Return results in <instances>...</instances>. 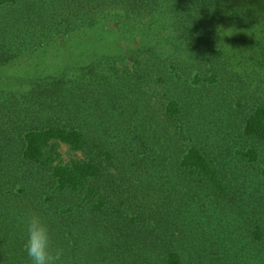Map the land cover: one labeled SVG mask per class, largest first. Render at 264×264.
<instances>
[{"label":"rangeland","instance_id":"1","mask_svg":"<svg viewBox=\"0 0 264 264\" xmlns=\"http://www.w3.org/2000/svg\"><path fill=\"white\" fill-rule=\"evenodd\" d=\"M2 1L0 43L16 45L17 56L0 66V93H29L37 79L61 74L77 88L82 69L92 65L103 79L75 88L83 99L74 97V105L62 102L61 95L54 101L39 97L45 101L37 123L84 132L83 149L54 143L34 162L21 155L19 130L0 134L5 152L0 158L1 264H30L24 249L29 217L49 227L52 249L62 251L58 264H169L172 251L180 264H264V138L244 130L264 105V0L185 4L197 10L191 25L197 26L198 38L186 37L180 25L171 29L175 38L167 35L169 28L159 30L165 43L158 47L167 51L163 61L178 63L182 78L164 85L156 76H146V82L136 78L153 71L147 64L133 67L136 58L145 64L140 36L125 40L106 33L116 29L119 0H88L95 11H105L95 26L83 24L90 16L84 13L91 6H84L86 0ZM220 6L215 33L198 41L212 22L207 10ZM30 18L61 32L43 48H33L35 36L26 33L38 27ZM77 24L83 29L76 33ZM182 35L185 46L178 48L172 41ZM186 47L198 48L203 57L214 52L213 69L203 61L188 68L181 57ZM195 73L201 76L198 83ZM211 75L215 82L208 80ZM106 76L124 81L109 89ZM170 98L182 109L172 123L161 113ZM191 146L215 167L221 192L197 171L180 167ZM81 160L101 167V174L85 184L93 190L52 192L48 165Z\"/></svg>","mask_w":264,"mask_h":264},{"label":"trees","instance_id":"2","mask_svg":"<svg viewBox=\"0 0 264 264\" xmlns=\"http://www.w3.org/2000/svg\"><path fill=\"white\" fill-rule=\"evenodd\" d=\"M5 1L12 0H4L2 2ZM30 2H34V0H30L29 3ZM87 3L91 6L86 8L84 13H89L90 16L83 24L88 26L98 25L94 24V22L98 21L99 23L103 21L105 19V11H95L96 4H91L88 0L85 1L84 6ZM192 3L193 0H119L122 12L117 15L119 21L116 23V29H110V31H106V33H111L120 38L125 37V40L129 38L133 40L136 36H140L142 41L140 46L141 50L139 52L142 54L145 64H139V58H136L133 67L140 65L145 66L147 64L153 67V71L150 74L147 69L144 73L140 74V76L138 74L136 76L137 79L139 78V80L142 79L141 81L146 82V76H156L155 82L163 85L168 80H182L180 76L181 74L178 73V63L171 65L168 62L163 61L162 56H166L167 51L161 50L158 46L161 45V43H165L161 40L165 38H159V35L157 34L161 32L159 30L169 28V30L167 29V31H169L167 35L170 38H175V36L170 33L171 29L180 25L185 27L184 35L186 37H197L195 36L197 26L191 25V17L196 10L195 5L191 6L188 10L185 9V4L192 5ZM215 3H217V1H215ZM84 8L85 7H82L80 13L83 14ZM215 8L213 7L207 10L210 12L209 17L212 19V22L207 25V28L205 29L207 31L203 33L198 41L204 40L207 36L209 37V35L215 33V22L217 21L220 8L222 7ZM180 13L182 14L179 15ZM260 14H264V12H260ZM206 16H208V13ZM235 16V14L231 15L230 19H233ZM13 18H15V15L10 16L8 23H10ZM27 20L31 21L38 27L37 32L34 33H26L23 31L26 34L35 36L33 39V48H43L58 36L59 32H61L54 26H47V22L38 24L36 19L30 18ZM83 24H81V26L77 24V26L73 28L76 33L81 32ZM121 31H123V34H120L122 33ZM184 35L177 36V41H172L179 46L178 48L185 46L184 43L179 40V38H182ZM164 36L166 35H161L160 37ZM206 41L209 42L208 40ZM12 46L13 45H11L10 42L0 43V66L6 65L5 63H8L17 56V52L12 50V48H16V45ZM25 52H28V50L25 49ZM213 53L214 52H210L207 53V55L204 53L205 57H203V52L198 50V48L186 47L183 49V55H181V57L184 58L185 64L188 68H193L191 64L188 63L192 62L195 64L199 61H203L207 64V69L212 70ZM88 69L89 71L87 72H84L85 69H82L81 71V85H85L86 83L90 84V82L98 84L99 81L103 79V75L99 73L97 65H92ZM138 72L141 73L140 71ZM154 72L157 75H154ZM195 77L198 79H193V81L198 83L201 80V76L198 77V73H195ZM104 80L105 84L107 83L106 85L104 84V86H108L109 89L120 85L124 81L123 78L108 79L107 76ZM208 80L211 83L213 81L215 82L216 76L211 75ZM69 81L70 80L67 79L66 75L61 74L37 79L33 84L36 85V87H32L30 89L31 92L29 91V93H13L10 91L0 93V134L7 130L12 131L14 128L19 130L20 134L17 138L19 140V147L21 148L23 159L34 162L42 160L46 153L45 149L54 143H63L78 150L83 149L85 144H87L85 133L75 128L55 126L49 123H37L38 121L40 122L43 102L45 101L39 97L54 101L57 96L61 95L62 102H65L67 105L70 103V105H74V101L76 100L74 97H76L79 102L82 101L83 98L76 94L77 88L82 86L79 85L77 88L75 86L70 87ZM129 90L134 92L133 87H129ZM113 100L115 99L113 98ZM113 100H111L112 104L114 102ZM163 107L164 109L161 113L167 121L172 123L179 119L182 109L175 98H170L165 101ZM27 116H30L31 119L29 120ZM244 130L248 135L264 138V105L257 107L254 113L247 119ZM4 153V147L1 145L0 158ZM179 165L184 169L188 168L190 171H197L199 175L204 177V181L208 185H211L219 192L222 191L215 167L203 155L198 147H189L182 154ZM48 166H51V172L54 177L53 182L55 183V186H52V192L54 193L62 192L64 190L74 191L81 188H89L85 185L87 181L98 177L102 172L100 165L91 160L73 161L69 164L62 165H53L50 163ZM89 190L91 191L93 189L89 188ZM97 209L99 210V208H93L94 211ZM256 237L259 238V235L257 234ZM166 261L169 264H180V258L174 251L168 253Z\"/></svg>","mask_w":264,"mask_h":264},{"label":"clouds","instance_id":"3","mask_svg":"<svg viewBox=\"0 0 264 264\" xmlns=\"http://www.w3.org/2000/svg\"><path fill=\"white\" fill-rule=\"evenodd\" d=\"M24 249L30 264H58L62 251L51 247L50 229L45 222L36 217H29L24 225Z\"/></svg>","mask_w":264,"mask_h":264}]
</instances>
